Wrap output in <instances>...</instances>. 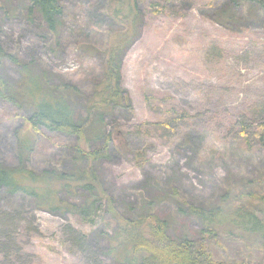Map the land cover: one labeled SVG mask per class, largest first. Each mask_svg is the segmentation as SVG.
<instances>
[{
	"label": "rangeland",
	"instance_id": "obj_1",
	"mask_svg": "<svg viewBox=\"0 0 264 264\" xmlns=\"http://www.w3.org/2000/svg\"><path fill=\"white\" fill-rule=\"evenodd\" d=\"M57 1L63 13L58 35L37 14L28 16L23 1L8 17L0 9V45L86 95L102 74L107 30L116 28L100 19L105 0ZM138 8L140 33L121 66L130 108L117 106L107 115L113 139L93 165L122 215L151 212L168 221L170 235L196 239L199 222L178 211L173 189L190 203L209 207L230 181L264 176V143L252 138L246 144L239 135L242 124L253 132L264 124V12L247 0L225 15L218 13L228 9V0H138ZM1 73L8 81L18 77L9 59ZM82 104L77 98L78 114H84ZM163 117L173 124L157 125ZM22 126L18 110L0 99V162L5 166L19 163ZM33 142L23 158L29 168L71 166L62 145L73 144L72 138L45 131ZM71 198L78 201L76 195ZM108 221L104 210L95 223L86 224L1 189L0 264H129L105 254L101 230ZM79 234H85L81 241ZM210 247L218 258L263 259L254 239L234 234L217 235Z\"/></svg>",
	"mask_w": 264,
	"mask_h": 264
},
{
	"label": "trees",
	"instance_id": "obj_2",
	"mask_svg": "<svg viewBox=\"0 0 264 264\" xmlns=\"http://www.w3.org/2000/svg\"><path fill=\"white\" fill-rule=\"evenodd\" d=\"M238 1L228 0V9L218 11V14H231ZM247 1L264 12V0ZM105 2V13L100 19L108 20L116 29L107 30L102 74L94 78L89 94L83 95L71 83L53 81L50 73L34 61H19L0 45V99L18 110L23 123L18 137L19 163L9 167L0 162V190L4 189L10 195H23L39 209L73 215L86 224L95 223L98 212L104 210L109 215V221L101 230L107 240L105 254L121 263L264 264V176L230 181L219 202L209 207L190 203L173 189L178 211L193 215L199 222L196 239L170 235L168 221L151 212L130 217L122 215L106 196L93 162L104 157L113 139V132L106 127L107 115L117 106H130L129 96L121 86L122 56L139 35L141 19L138 0ZM20 3L28 16L37 14L46 29L58 35L63 13L57 0H0V9L8 17ZM5 59L16 66L18 77L13 81L6 80L1 73ZM77 98L83 99L84 114L76 111ZM144 98L146 101L153 99L150 96ZM185 115L182 113L180 117ZM173 122V119L163 117L156 124L168 128ZM45 131L73 139V144L62 145L69 154L71 166L68 169L36 171L24 164V154L30 153L36 136ZM239 135L246 144L252 138L264 143V124L254 132L242 124ZM73 195L78 196L77 202L71 200ZM224 221L230 227L227 231L222 227ZM221 233L254 239L263 251V259L257 262L250 258L215 257L210 241ZM84 235L79 234L80 241Z\"/></svg>",
	"mask_w": 264,
	"mask_h": 264
}]
</instances>
